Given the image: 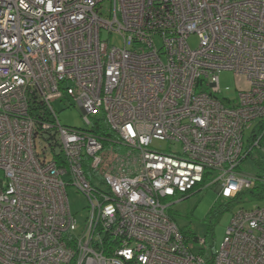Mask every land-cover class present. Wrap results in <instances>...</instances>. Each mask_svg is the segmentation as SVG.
<instances>
[{"label":"built area","instance_id":"2783aa9c","mask_svg":"<svg viewBox=\"0 0 264 264\" xmlns=\"http://www.w3.org/2000/svg\"><path fill=\"white\" fill-rule=\"evenodd\" d=\"M57 100L84 127L62 125ZM100 116L112 136L93 131ZM253 152L264 0H0V264H206L205 238L167 208L205 185L252 188L238 166ZM211 264H264V206L232 214Z\"/></svg>","mask_w":264,"mask_h":264},{"label":"rangeland","instance_id":"374dc122","mask_svg":"<svg viewBox=\"0 0 264 264\" xmlns=\"http://www.w3.org/2000/svg\"><path fill=\"white\" fill-rule=\"evenodd\" d=\"M102 37L104 39L108 38L111 44L122 45L121 37L116 34H111L108 37L103 33ZM188 43L191 47H195L197 38L194 35L190 36ZM238 84L237 78L231 71H222L219 74V86L224 95L233 96L236 93L235 89ZM53 105L62 125L76 128L84 127L83 114L77 106L69 105L64 100H57ZM259 155L260 158L253 153L252 158L248 157L243 160L238 166V170L252 176L261 175V169L264 168V155ZM67 195L71 211L77 223L79 225L83 224L87 214L86 198L73 186L67 187ZM228 202L230 203L227 204ZM256 206H264V198H256L245 190L232 201L231 198L221 197L215 185L212 184L205 185L199 191L171 204L167 208V212L180 228L188 232V235L205 238L206 253L203 256L207 258L209 250L218 248L222 242L232 214L240 208L251 209Z\"/></svg>","mask_w":264,"mask_h":264},{"label":"trees","instance_id":"16d2710c","mask_svg":"<svg viewBox=\"0 0 264 264\" xmlns=\"http://www.w3.org/2000/svg\"><path fill=\"white\" fill-rule=\"evenodd\" d=\"M93 131L96 133V134H104V135H107V136H112V134L108 131V127L106 125V123L104 122L103 118L100 116V118H97L96 121H94V129ZM255 153L256 155H258V157L260 156L258 152H253ZM248 157H253V154L251 156H248ZM260 158V157H259ZM260 165V163H258ZM262 170V174H257V175H254L258 178V180H256L254 182V185L252 188L248 189L247 191L249 193H251L252 195H254V197L256 198H264V168L261 169ZM245 191V190H244ZM236 197L234 198H231L232 201L234 199H236ZM230 202H228L227 204H229ZM181 232L184 234V235H187V238L188 239H194L195 238V235H188V232L183 229V228H180ZM206 241V240H205ZM206 247L204 249L201 250V253L204 255L206 253ZM214 250L215 249H210L209 252H208V256L206 258V264H211L212 263V257H213V254H214Z\"/></svg>","mask_w":264,"mask_h":264}]
</instances>
